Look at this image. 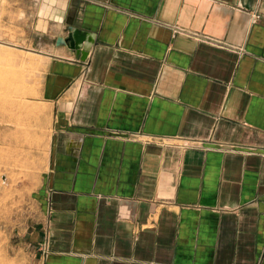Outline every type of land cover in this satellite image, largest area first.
<instances>
[{"label":"crops","instance_id":"1","mask_svg":"<svg viewBox=\"0 0 264 264\" xmlns=\"http://www.w3.org/2000/svg\"><path fill=\"white\" fill-rule=\"evenodd\" d=\"M42 3L30 264H264V0Z\"/></svg>","mask_w":264,"mask_h":264},{"label":"rangeland","instance_id":"2","mask_svg":"<svg viewBox=\"0 0 264 264\" xmlns=\"http://www.w3.org/2000/svg\"><path fill=\"white\" fill-rule=\"evenodd\" d=\"M47 13L42 0H0V264H30L20 232L37 209L38 192L24 149L32 146L31 119L39 112L32 99L47 65L39 42L49 38L36 28Z\"/></svg>","mask_w":264,"mask_h":264},{"label":"water","instance_id":"3","mask_svg":"<svg viewBox=\"0 0 264 264\" xmlns=\"http://www.w3.org/2000/svg\"><path fill=\"white\" fill-rule=\"evenodd\" d=\"M95 39L96 36L93 33L71 26L68 29L65 42L81 56L82 60H85L95 43Z\"/></svg>","mask_w":264,"mask_h":264},{"label":"built area","instance_id":"4","mask_svg":"<svg viewBox=\"0 0 264 264\" xmlns=\"http://www.w3.org/2000/svg\"><path fill=\"white\" fill-rule=\"evenodd\" d=\"M258 17L256 16L255 19H257Z\"/></svg>","mask_w":264,"mask_h":264}]
</instances>
